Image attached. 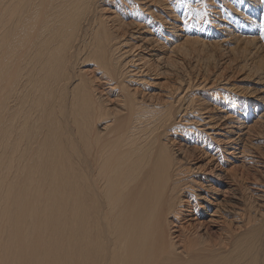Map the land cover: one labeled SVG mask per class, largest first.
Listing matches in <instances>:
<instances>
[{
    "label": "bare ground",
    "instance_id": "obj_1",
    "mask_svg": "<svg viewBox=\"0 0 264 264\" xmlns=\"http://www.w3.org/2000/svg\"><path fill=\"white\" fill-rule=\"evenodd\" d=\"M263 52L264 0H0V264H264Z\"/></svg>",
    "mask_w": 264,
    "mask_h": 264
},
{
    "label": "rangeland",
    "instance_id": "obj_2",
    "mask_svg": "<svg viewBox=\"0 0 264 264\" xmlns=\"http://www.w3.org/2000/svg\"><path fill=\"white\" fill-rule=\"evenodd\" d=\"M199 6H201V5H199ZM202 7V6H201ZM201 10H203V8L201 9ZM207 13L208 14H210L209 13V10H207ZM204 19V20H203ZM215 18H214V16H211L210 18H206L205 16H202V18H201V20L202 21H204V22H206L205 24H206V27H207V31L208 32H210V33H213L214 34V31H215V27H216V23H212V21L214 20ZM228 53H230L229 51H228ZM264 53V52H263ZM262 56H264V55H262ZM254 59H255V61H260V59H261V56L257 59V57L255 58L254 57ZM252 60V61H251ZM251 60H249L248 62V67L249 66H254L255 65V63L253 62L254 60L253 59H251ZM251 61V62H250ZM234 63H236V64H238V62H237V60L234 62ZM251 63V64H250ZM261 63L263 64L264 63V58H263V60L261 61ZM250 64V65H249ZM264 66V65H263ZM240 67V68H239ZM239 69H242L243 67L241 66V65H239ZM242 67V68H241ZM245 67H247V65L245 66ZM247 67V68H248ZM220 68H222L221 67V65H218L215 69H220ZM260 70V71H259ZM227 73L230 71V69L229 68H226V70H225ZM256 72H259V73H261V69H260V66H258L257 68H256V70H255ZM262 76L264 75V73H262L261 74ZM240 81V84L241 85H243V86H246L247 84L249 85V84H251L249 81H244V80H241V79H239ZM253 86H255V85H253ZM254 105V103L252 104V103H249V106H248V108L249 107H251V106H253ZM258 110V109H257ZM259 112H261L260 110H258L257 112H255V111H250V120H248L250 123H252V122H254L257 118H258V115H259ZM246 120V119H245ZM260 126H262L261 128H258L259 129V131L261 132V136H262V138L264 139V133H263V131L262 130H264V126L263 125H260ZM257 153H259L258 155H257ZM263 152H259L258 150H256V155L258 156V158L260 159V164H261V166H262V175L261 174H259L258 173V175H261V176H263V178H264V153L262 154ZM260 154H261V156H260ZM262 157H263V159H262ZM252 170H254V169H252ZM252 173H253V171H252Z\"/></svg>",
    "mask_w": 264,
    "mask_h": 264
}]
</instances>
